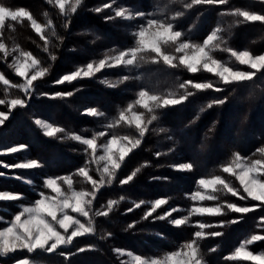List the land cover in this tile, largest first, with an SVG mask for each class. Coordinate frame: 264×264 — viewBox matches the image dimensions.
I'll use <instances>...</instances> for the list:
<instances>
[{
    "label": "trees",
    "instance_id": "obj_1",
    "mask_svg": "<svg viewBox=\"0 0 264 264\" xmlns=\"http://www.w3.org/2000/svg\"><path fill=\"white\" fill-rule=\"evenodd\" d=\"M190 2L191 0H184V3ZM0 3L27 9L43 25L51 20L56 33L53 36L52 29H45L44 34L50 41L48 51H45L44 40L26 18L5 25L7 42L20 45L23 50L32 53L41 62L40 66L48 69V73L36 82L38 86L33 88L34 96L30 103L23 108L17 107L0 128V147L26 146L19 153H0V173H3L0 176V189L21 193L23 201L31 202L37 191L44 189L45 177L70 173L77 176L75 182L79 186L92 190L91 184L75 174L90 161L91 150L86 151L85 145L68 136L73 133L93 136L96 132L107 131L108 135L100 140L107 138L113 133V129H106V125L118 117L120 111L134 98V93L126 83H117L114 88L108 87L103 81L109 78V71H102L94 77L78 78L70 83L58 84L56 80L73 70L74 61L80 64L90 54L99 56L100 50L106 46L114 45L117 49H123L128 45L131 37L126 27L120 25L121 21L116 18L106 19L114 16V7L127 3L151 11L156 2L85 0L78 12L66 18L55 3H49L48 0H0ZM97 3L100 5L92 7ZM106 3L113 7L101 12L95 11ZM191 9L192 12L187 17L188 24L193 22L194 17L193 33L199 41L220 26L221 35L226 41L223 46L248 50L253 54L264 53V22H242L243 18L228 14L240 9L264 15L262 0H227L223 5H194ZM93 31L98 34L97 37H92ZM82 46L88 51L80 53L77 48ZM52 56H55L54 60L51 59ZM213 56L228 63L234 61L229 52L219 49L213 52ZM7 61L4 53L0 52V72L17 83L20 79ZM170 77L176 81L211 82L214 88L198 91L190 87L189 91L193 94L186 101L157 110L159 119L149 125V131L141 145L125 158L113 183L105 185L96 194L95 211L104 210L109 199L120 200V197H124L109 216L93 217L96 234L77 237L72 245L51 254L39 250L32 254L26 250L18 251L11 254L12 261L29 257L45 264H122V261L128 264L125 257L119 256L113 249H127L147 257L160 256L175 251L192 240L194 233L198 231L196 222L200 221L216 224L206 229L208 233H222L219 237L207 235L197 241L207 264H253L251 261L230 260L227 257L245 239L257 233L264 234V221L261 220L264 217V207H254L252 212L244 214L225 208L223 215H191L188 223L180 227L173 226L169 221L188 215L184 209L193 206L191 195L199 187L198 181L208 175L222 176L238 189L240 195L246 196L239 181L224 173L222 166L229 163L235 153L250 159L264 158L259 151L264 148V72L258 73L251 82L227 85L204 69L191 73L179 66L171 68ZM215 87L222 90L215 91ZM7 90L8 87L0 82V97L7 96ZM66 92H72L73 95L64 98L56 96V93ZM223 98H227L225 104L207 107L212 101ZM89 107L97 108L104 116L84 114ZM35 117L51 120L63 127L65 133L57 134V138L46 137L35 124ZM125 127L129 134L136 132L133 127ZM157 152L162 155L157 157ZM28 159H36L41 167L18 171L4 167ZM180 163H191L193 168L190 171H179L173 167ZM137 168L140 171L132 181L125 185L119 183ZM14 172H19L35 183L29 184L21 178L11 176ZM9 174L10 177H5ZM215 194L220 204L255 206L261 203L250 198L240 200L239 196H232L224 191ZM156 199H166L168 203L145 219L151 202ZM140 201L145 203L139 208L135 207ZM0 204L6 208L1 211L4 217L17 206L16 201H3ZM130 208L132 211H128ZM173 208L179 211L173 212L171 217L165 220L155 218ZM234 220L236 223H232ZM130 224H134V227L129 228ZM102 236L104 239H101ZM90 245L94 246V250L83 253L77 251L80 247ZM251 246L254 250H264V241L255 242ZM61 251L70 254L69 258L60 256Z\"/></svg>",
    "mask_w": 264,
    "mask_h": 264
},
{
    "label": "snow or ice",
    "instance_id": "obj_2",
    "mask_svg": "<svg viewBox=\"0 0 264 264\" xmlns=\"http://www.w3.org/2000/svg\"><path fill=\"white\" fill-rule=\"evenodd\" d=\"M52 3L53 0H48ZM55 5L59 8L60 13L68 15L70 10L72 13L77 11V8L82 4V0H74L73 3L68 4V0H54ZM227 0H191L190 3H185L184 8L189 9L194 5H223ZM264 2V0H262ZM66 5L68 8L66 9ZM113 5L106 3L102 8L95 9L96 12H101L104 9L112 8ZM230 15L243 18L242 22H264V15L257 14L248 10L236 9ZM143 13H133L126 7H118L114 9V16L106 17V19L121 18L124 20H132L135 17L143 16ZM183 15V12H176L171 18L158 19L151 18L147 20L146 25H141L137 31L132 33L135 38V45L125 50L116 52L113 55H105L104 58L98 61H92L85 66L77 68V70L70 74L64 75L56 83L72 82L81 77H92L96 73L101 72L105 68L116 66L124 67H138L140 62L150 61L152 63L163 62L171 68L179 66L185 67L189 72L195 73L202 67L204 70L213 73L219 78L223 84L244 83L251 82L258 73L264 72V54L253 55L250 51H236L229 47H222L226 45V41L221 35L222 29L216 28L213 30L203 43H194L190 40H182L183 33L175 30L173 23L178 17ZM26 18L31 27L35 30L40 38L44 40V50L48 51L49 39L45 36V29H52V35L55 36V30L52 21L49 20L47 25H42L33 18L32 14L23 7L12 10L10 7L4 6L0 3V29L5 25L6 20L22 21ZM165 46H174L176 53H182L179 57L165 51ZM227 51L235 58V61L240 65H247L251 71L234 70L232 67L224 64L222 61L214 58L213 52L216 50ZM12 52H19L18 56L13 59V66L18 76L24 78L21 84H10L3 74H0V82L6 87L18 88L26 97L34 88V81L42 78L48 72L47 68L41 67V62L30 52L20 50L17 45ZM0 52L5 56L11 53L7 45L0 40ZM51 59H55L52 56ZM178 60V63H177ZM32 72L29 75V72ZM130 77L123 76L118 83H123L129 80ZM107 83L108 87H116L117 83L103 81ZM189 86L192 89L202 91L213 89L214 85L211 82L195 83L193 81H185L179 84L178 88L182 92H169L166 95L150 93L147 90H140L137 94V99L133 103H129L127 108L120 111L118 117L106 125V129H115L122 123L129 127H134L138 136H119L111 135V138L106 143L98 144L97 140L108 135L107 131H100L93 134L91 138H84L78 134H70L69 139L80 142L86 146V151L91 150V159L89 163L97 165L96 171L99 173V180L93 179L89 174L88 167H81L77 170L76 175L84 178V180L92 185V190H76L73 187V179L71 176L59 178H47L43 182L44 188L50 190L52 195L46 194L44 191L39 193V198L32 204L24 206L21 205L20 210L15 213L9 221H4L0 217V222L6 223L7 226L0 228V259L7 258L11 254L18 251L26 250L27 253L32 254L37 250L44 253H55L62 247H67L73 244L77 237L96 234V225L93 217H107L113 211L114 207L118 205L124 197L120 200L109 199L104 210L93 211L92 205L96 198L97 192L106 184L111 185L116 179V174L125 161V158L135 148L141 145L145 134L149 131V125L159 119L157 115L158 109H163L169 106H175L186 101L193 93L188 91ZM219 87H215V91H221ZM72 92L56 93L59 98L72 96ZM227 102V98L216 99L207 105L208 108L214 105H223ZM26 99L15 97L11 99H0V105H7L8 111H0V126H3L9 119L13 109L17 107L23 108L26 106ZM143 108L148 117H145V112L135 111V107ZM86 115L93 117H102L104 113L97 108L89 107L85 110ZM130 114V115H129ZM35 124L43 131V135L50 138H57V134L65 133V129L56 126L43 119H36ZM163 131V129H161ZM116 146L115 148L113 146ZM26 149V146L21 144L19 146H9L5 149L6 153H19ZM98 150L102 151L101 155H97ZM264 155V149L259 150ZM157 157L162 153L157 152ZM102 162V164H101ZM146 166V165H145ZM4 167H11L16 169H37L41 164L36 159H28L26 161L16 163L13 165H4ZM179 171H190L193 168L191 163H180L174 165ZM140 171V168L134 170L126 178L121 179V185L128 184ZM222 171L235 177L239 181L240 187L243 189L245 195H240L236 187H233L230 182L225 180L220 175H214L209 179L201 178L198 181L199 186L204 189V192L197 191L192 194V199L198 201H215L218 196L214 193L224 191L230 193L232 196H239L240 200L250 198L252 201L261 202L254 207H264V159L249 160L235 153L230 163L222 166ZM3 175V173H0ZM20 178V177H17ZM61 181L67 188H63ZM31 183V180L26 181ZM20 194H14L8 191H0V201H17L21 200ZM145 201H140L135 204L139 208ZM166 199H156L151 202L149 211L145 213L144 218L151 217L157 209L162 205L167 204ZM254 207L238 206L236 203L220 204L215 207H193L187 216L180 218H173L169 222L176 227H180L188 223L191 215H223L224 209L234 213H249L254 210ZM132 211V209H128ZM179 211L176 208L166 212L164 215H158L155 218L158 220H165L171 217L173 212ZM74 214V215H73ZM83 218V220L81 219ZM264 221V217H261ZM236 223V221H232ZM200 231L194 233V238L184 243L179 250L166 253L162 257H144L141 255H134L131 251H125L121 248H115L113 251L119 256L131 257L132 264H207L201 254V249L198 240L205 238L207 235L219 237L221 232L205 233L203 230L211 227L204 223H199ZM129 228L134 227V224L128 225ZM110 236L111 233H108ZM101 239H104L102 236ZM264 241V235H252L249 239L242 242L234 252L227 257L230 260H246L253 264H264V253L254 254L248 250V246L255 242ZM87 250H94V246L80 247L78 252L83 253ZM214 251V249H213ZM59 255L68 259L70 254L63 251ZM14 264H35V261L29 257L17 258ZM122 264L126 262L122 261Z\"/></svg>",
    "mask_w": 264,
    "mask_h": 264
},
{
    "label": "rangeland",
    "instance_id": "obj_3",
    "mask_svg": "<svg viewBox=\"0 0 264 264\" xmlns=\"http://www.w3.org/2000/svg\"><path fill=\"white\" fill-rule=\"evenodd\" d=\"M84 1L85 0H82V4L77 8V11H79V8L84 4ZM156 2V6L154 7L153 10L151 11H147V10H143L142 8L136 6V5H131V4H127V3H122L123 5H118L116 7H114L112 9V12H114V9L115 8H118V7H126L128 8L129 10H131L133 13H143L144 15L143 16H138V17H135L134 19L132 20H124V19H121V18H116L118 19L117 21H121L120 25L126 27V31L130 34V41L128 43L127 46H125L123 49L121 48H118L117 47H113L114 45L112 46H106L104 48H102L100 50V54L99 56H94L92 54H90L89 58L86 59L84 62H81L80 64H76L78 62H73L72 65H75V67L73 68V70H71L70 72L66 73V74H70L71 72L77 70V68L79 67H82V66H85L87 63L89 62H92V61H98L99 59H102L104 58L105 55H113L115 54L116 52L118 51H121V50H125L129 47H133L135 45V38L134 36L132 35V33H134L135 31H137L139 29V27L141 25H146L147 23V20L148 19H151V18H158V19H165V18H171L176 12H183V15H181L180 17H178L176 20L173 21L174 25H175V30H178V31H181L184 35L182 37V40H190L194 43H203V40L206 39V37L213 31L215 30L216 28H221L220 26H217L215 29H213L202 41H199L195 36H194V33H193V29H194V21H195V18L193 17V22L189 23L188 24V18L189 15L191 14L192 12V9L189 8V9H185L184 8V0H154ZM74 0H68V4H71L73 3ZM53 3L54 0H53ZM4 6L6 7H10L12 10H15L16 8H20V7H11L7 4H3ZM100 5V3H97L95 5H93L92 7H96ZM68 8V5H66V9ZM25 9V8H24ZM27 10V9H26ZM111 12V13H112ZM31 13V12H30ZM72 14V12L69 10L68 11V15H63L64 18L66 17H69L70 15ZM257 14H260V13H257ZM262 15V14H261ZM12 21H10V19L6 20L5 22V25L7 23H11ZM38 22V21H37ZM40 23V22H38ZM42 24V23H40ZM0 29V40H2L8 47V50L9 52L11 53L10 55L8 56H5V58L8 60L7 61V64L8 62L10 63L9 64V67L11 68V70L15 73V75L20 79L18 80V82H12L11 80H9L8 76L4 75L3 73L0 72V74H3L4 77L9 80L10 84H21L24 82V78L23 77H20L16 74L15 72V68L13 66V59L15 56H18L19 55V52H12L11 50L16 47L17 45L14 44V43H8L6 38H5V28L7 26H5ZM43 25V24H42ZM86 31L88 32H91L90 30L86 29ZM94 32V31H93ZM90 36V35H89ZM98 34L96 32H94L92 34V37H97ZM103 43V42H101ZM105 44L103 43V46ZM20 50L22 51H25L23 50V48L18 45ZM222 47H229V46H223ZM230 48V47H229ZM78 51H80V53H85L87 52L88 50L82 46V47H79L77 48ZM232 49V48H231ZM235 50V49H233ZM165 51H167L168 53L170 54H173L174 56L176 57H179L182 53H176L174 51V46H165ZM236 51H245V50H236ZM248 51V50H247ZM28 52V51H26ZM253 54V53H252ZM261 54H264V53H261ZM231 55V54H230ZM253 55H260V54H253ZM35 57V56H34ZM232 57V56H231ZM216 58V57H214ZM234 58V57H232ZM220 61H222L224 64L232 67L234 70H240V71H251L250 68H248L247 65H240L238 62L235 61V58H234V61L231 62V63H228V62H225L224 60L222 59H219V58H216ZM68 61V59H67ZM70 61V60H69ZM177 63H178V60H177ZM239 65V66H238ZM182 69H186L185 67L181 66ZM203 68L201 67L200 70H202ZM170 70H171V67L167 66V65H164L163 62L161 61L160 63H152L150 61H147V62H140L139 63V66L138 67H124V66H116V67H111V68H105L103 69L102 71H109L111 74L109 76V78H105L104 80L105 81H108V82H112V83H118L120 81V79L127 75L130 77L129 80L127 81H124L122 84L126 83L127 87H129L133 93H134V98L129 102V103H133L136 99H137V94L140 90H147L149 91L150 93H154V94H161V95H166L167 93L169 92H182L183 90H180L178 88L179 84L182 83V82H185L187 80H174L170 77ZM101 71V72H102ZM142 72L144 73V75H141ZM48 73V72H47ZM46 73V75H47ZM100 73V72H99ZM32 72L30 71L29 72V75H31ZM64 74V75H66ZM98 73L95 74V76L97 75ZM64 75H61L58 77V80H60ZM94 77V76H92ZM81 78H84V77H81ZM40 78H38L36 81H34V86H38V84L36 83ZM56 80V81H58ZM42 83H45L44 81H41ZM195 83H204V82H195ZM41 84V83H40ZM190 89V86L188 88V91ZM6 95L7 96H4V97H0V99H11V98H15V97H20L22 99H26L27 103L26 105H28L30 103V101L32 100L33 96H34V89L32 90L31 94H30V97H26L24 95V93L19 90L18 88H10L8 87V90L6 92ZM128 103V104H129ZM127 104V105H128ZM127 105L124 107V109L127 108ZM15 109L12 110L11 114L13 113ZM0 111H5L7 112L8 111V108H7V105H0ZM135 111L137 112H145V110L143 108H140L139 106H136L135 107ZM10 114V116H11ZM148 113L145 112V117ZM130 115V114H129ZM117 118V117H116ZM114 118V119H116ZM36 119H43L47 122H50L56 126H59L57 124H55L54 122H52L51 120L47 119V118H44V117H35L34 120ZM113 119V120H114ZM112 120V121H113ZM6 123V122H5ZM5 125V124H4ZM3 125V126H4ZM128 126L127 124H121L120 126H118L117 128L113 129V133L110 134L107 138L103 139V140H100V138L97 140V143L98 144H103V143H106L108 139L111 138V135L115 134V135H119V136H124V135H129V136H138V133L135 132L134 134H129V130L127 129V127L125 126ZM3 126H0V128H2ZM133 129H135L133 127ZM127 133V134H121V133ZM84 138H91L92 136H83ZM16 146H19V145H16ZM114 148L116 147L115 145L113 146ZM7 147H0V153H6L5 152V149ZM264 149V148H263ZM102 154V151L101 150H98L97 152V155H101ZM242 156V155H241ZM244 157V156H243ZM247 158V157H245ZM249 160H254V159H264V158H247ZM26 161V160H25ZM23 162V161H22ZM20 163V162H19ZM230 163V162H229ZM102 164V162H101ZM228 164V163H227ZM226 165V164H225ZM10 166V165H9ZM82 167H88L90 169V172L89 174L93 177V179H96V180H99L100 176H99V173L96 171V168H97V165L95 163H86L84 164ZM6 168H9V169H16V168H11V167H6ZM17 171L18 170H22V169H16ZM96 171V172H95ZM77 173V171H76ZM75 173V174H76ZM1 176V175H0ZM11 176H14V177H20L21 179L24 180V182L28 181V180H31V183L29 184H34L35 182L30 179V178H26L25 176H22L19 172H14L13 175ZM65 176H71L72 179H73V187L76 189V190H86V188L84 187H81L79 186L76 182H75V179L77 176H73V174H70V173H65V174H58V175H49L47 177H45V179L47 178H59V177H65ZM212 176L214 175H208V176H205V177H202V178H205V179H209L211 178ZM5 177H10V174L8 176H5ZM82 178V177H81ZM28 183V182H27ZM88 183V182H87ZM90 184V183H88ZM61 185L63 188H67L66 185L63 184V182L61 181ZM107 185V184H106ZM92 186V185H91ZM0 191H8V192H12V191H9V190H1ZM41 191H44L46 194H49V195H52V193L50 192V190L44 188L42 190H38L37 191V195L36 197L31 201V202H25L23 201L22 199L21 200H17L16 201V204L17 206L14 208V211L12 213H10L8 216L4 217L3 214H2V209H6L5 208V205L3 204H0V217L3 218L4 221H9L12 219V217L15 215V213H17L20 208H21V205H24V206H27V205H30L32 204L36 199L39 198V193ZM87 191H91V190H88ZM197 191H200V192H204L205 190L202 189L200 186L197 188V190H195L193 193L197 192ZM14 194H20L22 196L21 193H18V192H12ZM192 193V194H193ZM215 194V193H214ZM216 195V194H215ZM192 197V195H191ZM193 200V199H192ZM95 201V200H94ZM94 201H93V205H92V208H93V211H95V208H94ZM194 201V200H193ZM0 202H3V201H0ZM217 205H220V203L215 200V201H208V200H205V201H198V200H195L194 201V204L193 206L191 207H188V208H185L184 211L185 212H190V210L193 208V207H215ZM243 206H246V205H243ZM247 207H254L252 205L250 206H247ZM74 215V214H73ZM205 215H208V214H205ZM180 218V217H178ZM83 220V218H81ZM199 223H204V222H196V225H198ZM204 224H207V225H211V227L213 226H216V224H209V223H204ZM7 224L6 223H3V222H0V228H3V227H6ZM211 227H208V228H211ZM206 228V229H208ZM204 229L203 231L205 233H208V230ZM201 229L198 228V231H200ZM254 235H264V234H261V233H257V234H254ZM250 238V237H249ZM248 238V239H249ZM247 239H245L244 241H246ZM243 241V242H244ZM239 247V246H238ZM181 248V247H180ZM179 248V249H180ZM177 249V250H179ZM125 251H131V250H127V249H124ZM248 250L252 251L254 254H258V253H264V250H254L252 248L251 245L248 246ZM176 251V250H175ZM134 255H140V254H137L133 251H131ZM172 252V251H171ZM234 252V251H233ZM232 252V253H233ZM231 253V254H232ZM166 254V253H165ZM165 254L163 255H160V256H150V257H162L164 256ZM230 254V255H231ZM229 255V256H230ZM143 256V255H141ZM11 255L9 256V258H3V259H0V264H14V261H12L13 257H11ZM125 257V260L128 262V264H132V261H131V257H128V256H124ZM144 257H147V256H144ZM31 259V258H30ZM33 261H35V264H45L43 262H39V261H36L34 259H32Z\"/></svg>",
    "mask_w": 264,
    "mask_h": 264
}]
</instances>
